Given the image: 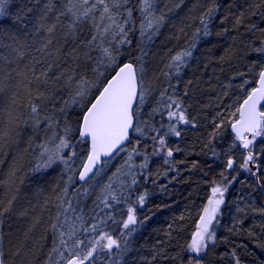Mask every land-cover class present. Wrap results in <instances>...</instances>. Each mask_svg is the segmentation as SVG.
<instances>
[{
    "label": "trees",
    "instance_id": "trees-1",
    "mask_svg": "<svg viewBox=\"0 0 264 264\" xmlns=\"http://www.w3.org/2000/svg\"><path fill=\"white\" fill-rule=\"evenodd\" d=\"M53 2L56 7L42 21L47 0H13V13L24 10L27 32L21 30L23 25L0 27V201L6 206L15 197L0 223L4 264H55L59 257L52 248L58 244V232L52 225L65 223V216L81 229V239L96 236L84 233L83 227L105 221L104 231L122 246L127 240L126 253L120 255L115 249L101 253L96 264H236L237 260L264 264V137H257L251 148L259 190L253 170L242 167L246 154L242 146H234L240 142L234 141L230 124L234 119L230 113L255 87L264 69V0H155V15L163 14L165 20L150 40L141 37L140 0H121L118 22L123 23L131 9L124 25L131 43L123 45L117 43L119 35L113 38L115 28L101 41L95 25L102 28L109 22L101 23L98 10L82 19L74 32L67 28L70 16L61 17L51 35L42 28L37 31L39 24L55 21L67 0ZM213 6L209 18L205 14ZM93 35L98 39L90 43ZM47 39L51 43L38 51ZM109 46L118 49V64L132 62L138 70L143 68L145 99L136 105L142 132L132 131L130 143L103 163L99 175L77 184L88 152V142L81 141L78 130L99 85L83 102L74 103L73 98L81 79H96L93 69L104 73L101 84L114 74L101 64V48ZM185 50H191L192 56L177 74L169 65ZM34 75L40 79H33ZM169 97L180 103L191 121L176 124L179 136L168 131V125L176 122L168 120L167 112L177 110L175 105L168 108ZM32 105L37 113L31 112ZM66 126L72 130V147L59 153L63 159L54 157L50 166L34 171L55 153ZM157 136L164 138V148L153 139ZM45 148L48 153L41 156ZM169 150L172 156L167 155ZM229 159L232 168L227 167ZM216 186L226 191L211 225L214 240L193 261L188 245ZM105 197L110 207H105ZM129 207L135 209L137 230L121 237Z\"/></svg>",
    "mask_w": 264,
    "mask_h": 264
},
{
    "label": "snow or ice",
    "instance_id": "snow-or-ice-1",
    "mask_svg": "<svg viewBox=\"0 0 264 264\" xmlns=\"http://www.w3.org/2000/svg\"><path fill=\"white\" fill-rule=\"evenodd\" d=\"M13 0H0V27L5 24L10 23L13 27L19 28L23 25L21 29L27 32V24L29 23L25 19L24 10L13 13L11 9V4ZM127 3V0H123ZM155 0H140V12L143 17V21L140 26L141 37L147 36L150 40L152 35L158 31L159 27L163 24L165 16L160 14L155 15L154 12ZM85 5H89L85 7ZM122 6L121 0H93L90 4L89 0H78L77 3H73V0H67L65 7L60 11L55 17V21L46 25L44 23L39 24L37 31L39 29H44L48 34L54 33L58 24L60 23V18L63 16H70L71 20L67 24L69 32H74L76 25L84 18H87L90 14L95 11L100 13V21L103 23L107 20L109 23L104 24L101 28V24H96L95 27L98 30L99 37L101 41L103 40L104 34H107L110 29L115 28L117 31L113 33V38L119 35L121 38L117 41L118 45L130 44L131 41L127 38L128 32L125 30L124 25L129 23L131 18V9H127L128 18L123 21V23L118 22L117 17L120 15L119 9ZM56 7L53 0H47L44 5L43 15L40 19L46 20L49 12H52ZM28 11H32L28 8ZM215 11V6L209 7L207 13L205 14L209 18ZM13 16L15 17L13 19ZM146 22V23H145ZM239 23V21H237ZM201 24L204 25V35H209L208 26L205 19L201 18ZM197 33L200 29L196 30ZM98 39L97 35H93L92 42ZM51 43V39H47V42L42 44L41 48L37 49L43 52L48 44ZM192 48L195 47V41H193ZM102 59L101 64L106 68L112 69L114 72L110 78L104 77V82L100 83V78L104 76L103 72L99 71V68L93 69L96 73V79L94 81H89L86 79H81L79 81V86L75 92L73 102H83L90 90L99 85L98 95L95 96L93 101L89 102V106L82 115V121L79 127V137L81 141L90 142V150L88 151L86 162L82 164V170L79 172L78 177L80 181H87L92 178V176L99 175L102 168L98 167L101 163H107V160L102 162V157H110L114 150L118 149L125 141L129 140V130L136 132H142L140 127L139 117V107H134V105H142L145 99V91L143 89L142 73L143 68L137 69L136 65L132 62H126L123 64L117 63L118 49L113 50L109 47H102ZM22 55V54H21ZM192 56L191 50H185L181 53H177L172 57V64L169 67H174L177 74H179L182 65L186 64V58ZM139 61L140 58L138 57ZM39 62V61H37ZM34 72V69L32 70ZM139 71V76H138ZM41 76H46V73H41ZM33 79L39 80L40 76H33ZM2 81H0V86H2ZM248 82L245 81L240 85L243 89ZM163 95V94H162ZM171 100V104L168 108L171 109L175 105L176 111L169 110L167 112V118L169 121H175L176 123H171L168 125V131L176 136L180 135L177 130V123L189 124L191 121L187 118L185 110L181 108V105L176 100ZM264 70H261L257 76V86L252 88L250 92L247 93L246 98L243 102L235 109L230 115L234 118L230 121L231 130L235 133L234 141H239L240 144L234 146H242L243 149L248 150L247 156L242 165L248 171L251 169L248 167L250 163L254 162L256 157L253 155L251 150L254 141L257 137H264ZM38 109L36 105L31 106V112L37 113ZM157 111L154 109V112ZM219 115V113H218ZM221 125L216 124L215 127L219 128ZM71 128L66 126L64 129V136L59 139V143L56 146V151L52 155H47L48 150L45 148L41 152V156L47 155V160L44 164H38L33 170L40 171L41 168L50 166L54 162V157L57 159H63L59 153L63 149H70L72 147L70 143ZM154 140H158L161 148L165 147V140L162 136L153 137ZM43 147V146H41ZM135 151V149H133ZM75 155V152L72 153ZM72 155L68 156V160L72 159ZM168 156H172V151L167 152ZM131 154H129V159ZM67 163V161H64ZM165 163H168L166 160ZM146 167V165H144ZM228 168L233 167V161L229 159ZM95 170V171H94ZM119 171V170H118ZM92 174L90 176L89 174ZM14 174V173H13ZM133 184L136 183L135 178L132 181ZM110 188L111 185H107ZM66 191V190H65ZM226 189H222L219 186L212 188V198L208 200V206L203 209V215L200 216V222L196 226V231L193 233L191 238V243L188 245V249L191 252L199 254L208 246V243L214 240V232L210 230V225L215 219L220 205L224 202L223 195ZM219 198H216V197ZM15 199L7 201V205H4L3 201H0V223L3 222V217L5 213L10 212L12 208V202ZM113 200L116 199L115 196L112 197ZM145 197L142 195L138 199L139 204H143ZM105 207H110L111 205L107 202V197L103 201ZM69 209H71V201H68ZM69 209H66L67 212ZM59 219V217L57 218ZM77 220L80 218L77 217ZM101 224H105V221H100V223L92 224L90 227H83L82 231L84 233H96L95 237L81 239L78 232L81 229L75 226V223H69L68 217L65 216V223L52 225V229L57 230L58 244H55L52 248V252L56 253L59 257L55 261V264H96V260L101 253L110 254L113 249L119 250V254L122 255L126 253L128 248L127 240H124L123 246L121 242L113 238L111 233L104 231ZM137 219L135 215V209L129 207L127 210V218L122 221V227L124 232H121V237L131 236L137 229ZM64 229V230H60ZM67 253V255H65ZM0 257H3V253L0 252ZM49 260H52L50 254ZM0 264H4V260L0 258ZM236 264H239L237 260Z\"/></svg>",
    "mask_w": 264,
    "mask_h": 264
},
{
    "label": "water",
    "instance_id": "water-1",
    "mask_svg": "<svg viewBox=\"0 0 264 264\" xmlns=\"http://www.w3.org/2000/svg\"><path fill=\"white\" fill-rule=\"evenodd\" d=\"M263 57H264V47H263ZM264 70V69H263ZM257 86V81H256V85H255V87ZM262 103H264V102H262ZM134 107H136V105H134ZM81 121H82V119H81ZM81 124V123H80ZM80 127V126H79ZM132 131L133 130H129V140H127V141H125L124 142V144L123 145H121L118 149H116V150H114V152H113V154L110 156V157H102L101 159H102V162L104 161V160H110L112 157H114L115 156V154L120 150V149H122L123 147H125V146H127L129 143H130V140H131V134H132ZM231 132H232V134L234 135V137H235V133L231 130ZM78 136H79V130H78ZM80 138V137H79ZM81 139V138H80ZM85 141H87V140H85ZM88 142V151L90 150V142L89 141H87ZM243 149V148H242ZM244 150V152H245V154H246V156H247V151L248 150H246V149H243ZM87 154H88V152H87ZM86 157H87V155H86ZM86 162V158H85V160H84V162L83 163H85ZM82 163V164H83ZM102 165H103V163H101L100 165H98V167H102ZM250 169H252L253 170V178H254V180H255V183H256V185H257V188L259 189V190H261V187H260V185H259V174H258V169H257V166L255 165V164H253V162L252 163H250L249 164V166H248ZM82 170V165H81V167H80V169H79V171H78V173H77V176H76V182H77V184H85L86 182H88L89 180H87V181H80L79 180V177H78V174H79V172ZM95 171V170H94ZM90 176H92V174L90 173L89 174ZM211 196H212V191H211ZM0 249H1V237H0ZM1 258V257H0ZM263 258H264V253H263Z\"/></svg>",
    "mask_w": 264,
    "mask_h": 264
},
{
    "label": "rangeland",
    "instance_id": "rangeland-1",
    "mask_svg": "<svg viewBox=\"0 0 264 264\" xmlns=\"http://www.w3.org/2000/svg\"><path fill=\"white\" fill-rule=\"evenodd\" d=\"M181 124H183V123H181ZM136 156H139V154H137ZM68 173L72 176V175H74V169H69L68 170ZM216 198H219L218 196L216 197ZM208 206V205H207ZM203 215V214H202ZM199 222H200V220H199ZM213 222V221H212ZM212 225V224H211ZM211 225L209 226L210 227V230H211ZM213 241H211V242H209V243H212ZM208 243V244H209ZM115 250H117V249H115ZM200 254V253H199ZM192 255H193V261H194V259H195V257L198 255L197 253H194V252H192Z\"/></svg>",
    "mask_w": 264,
    "mask_h": 264
}]
</instances>
